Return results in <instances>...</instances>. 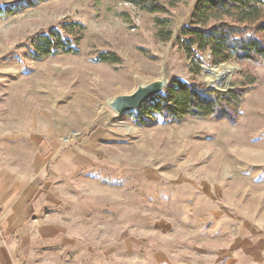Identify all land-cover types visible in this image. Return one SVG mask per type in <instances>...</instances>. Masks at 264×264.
<instances>
[{"label":"rangeland","instance_id":"rangeland-1","mask_svg":"<svg viewBox=\"0 0 264 264\" xmlns=\"http://www.w3.org/2000/svg\"><path fill=\"white\" fill-rule=\"evenodd\" d=\"M197 2L152 14L123 0H46L0 14V173L18 187L46 178L21 237L5 234L0 206V264H264V63L218 68L205 54L188 70L179 38ZM156 19L169 20L167 42ZM74 21L78 55L33 59L37 35ZM163 70L169 84L219 90L248 71L256 87L235 125L107 105Z\"/></svg>","mask_w":264,"mask_h":264},{"label":"trees","instance_id":"trees-1","mask_svg":"<svg viewBox=\"0 0 264 264\" xmlns=\"http://www.w3.org/2000/svg\"><path fill=\"white\" fill-rule=\"evenodd\" d=\"M46 0H23L0 7L2 16L11 15L24 7H33ZM148 13H167L183 0H123ZM156 38L171 39L168 19H156ZM84 25L69 22L62 30L51 29L32 41V57L41 60L54 55H78ZM64 33L67 36H64ZM180 46L190 60L188 70H199L200 56L208 54L210 65L223 67L226 63H264V4L263 0H198L188 25L180 32ZM96 61L118 63L113 52H100ZM222 64V65H221ZM243 78L226 90L206 86L195 81L175 78L165 90L145 103L149 109L144 117L157 113L164 123L184 118L214 122L238 123L241 107L248 94L256 87V78L241 71Z\"/></svg>","mask_w":264,"mask_h":264},{"label":"crops","instance_id":"crops-1","mask_svg":"<svg viewBox=\"0 0 264 264\" xmlns=\"http://www.w3.org/2000/svg\"><path fill=\"white\" fill-rule=\"evenodd\" d=\"M13 118L21 120L18 117ZM45 185L46 178L43 177L38 178L37 181H29L22 187L12 186L11 181L0 173V206L2 209V223L7 228L5 234L15 233L18 237H21L25 233L35 203L46 194ZM52 230L44 229L42 231L51 235ZM42 231L39 230L35 233Z\"/></svg>","mask_w":264,"mask_h":264},{"label":"water","instance_id":"water-1","mask_svg":"<svg viewBox=\"0 0 264 264\" xmlns=\"http://www.w3.org/2000/svg\"><path fill=\"white\" fill-rule=\"evenodd\" d=\"M169 85L167 71L163 70V74L159 79H156L147 84H138L130 93L118 94L112 97L107 105L118 115L135 111L142 104L161 94ZM213 87L212 85H209Z\"/></svg>","mask_w":264,"mask_h":264},{"label":"built area","instance_id":"built-area-1","mask_svg":"<svg viewBox=\"0 0 264 264\" xmlns=\"http://www.w3.org/2000/svg\"><path fill=\"white\" fill-rule=\"evenodd\" d=\"M209 57V56H208Z\"/></svg>","mask_w":264,"mask_h":264}]
</instances>
